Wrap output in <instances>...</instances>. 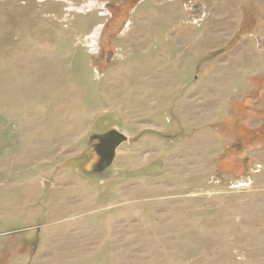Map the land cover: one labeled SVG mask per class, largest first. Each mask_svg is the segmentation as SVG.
I'll list each match as a JSON object with an SVG mask.
<instances>
[{"label": "rangeland", "instance_id": "obj_1", "mask_svg": "<svg viewBox=\"0 0 264 264\" xmlns=\"http://www.w3.org/2000/svg\"><path fill=\"white\" fill-rule=\"evenodd\" d=\"M131 4L0 0V264H264V0Z\"/></svg>", "mask_w": 264, "mask_h": 264}, {"label": "water", "instance_id": "obj_2", "mask_svg": "<svg viewBox=\"0 0 264 264\" xmlns=\"http://www.w3.org/2000/svg\"><path fill=\"white\" fill-rule=\"evenodd\" d=\"M98 125L87 140L86 150L72 162L75 169L91 182L102 183L115 175L113 166L119 147L129 140L119 125L111 124L109 129Z\"/></svg>", "mask_w": 264, "mask_h": 264}, {"label": "flooded vegetation", "instance_id": "obj_3", "mask_svg": "<svg viewBox=\"0 0 264 264\" xmlns=\"http://www.w3.org/2000/svg\"><path fill=\"white\" fill-rule=\"evenodd\" d=\"M118 1V3H121L122 5V7H125V5L124 4H126L127 2H129V3H131V2H140L141 0H117ZM117 3V2H116ZM112 6V5H111ZM121 6H119V7H121Z\"/></svg>", "mask_w": 264, "mask_h": 264}, {"label": "trees", "instance_id": "obj_4", "mask_svg": "<svg viewBox=\"0 0 264 264\" xmlns=\"http://www.w3.org/2000/svg\"><path fill=\"white\" fill-rule=\"evenodd\" d=\"M132 4L131 5H135V2H131ZM121 8H123L122 6L119 7V10H121Z\"/></svg>", "mask_w": 264, "mask_h": 264}]
</instances>
